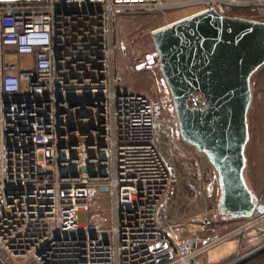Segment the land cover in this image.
Listing matches in <instances>:
<instances>
[{"label":"built area","instance_id":"built-area-1","mask_svg":"<svg viewBox=\"0 0 264 264\" xmlns=\"http://www.w3.org/2000/svg\"><path fill=\"white\" fill-rule=\"evenodd\" d=\"M169 1L0 0V264H162L166 253L163 264H192L238 234L264 233L258 209L207 243L164 219L173 186L157 141L165 101L120 91L115 36L119 18ZM198 3L194 14L226 15L222 6L264 22V0ZM101 196L110 218L94 213Z\"/></svg>","mask_w":264,"mask_h":264},{"label":"water","instance_id":"water-1","mask_svg":"<svg viewBox=\"0 0 264 264\" xmlns=\"http://www.w3.org/2000/svg\"><path fill=\"white\" fill-rule=\"evenodd\" d=\"M152 37L180 135L216 172L218 214L232 221L250 218L256 209L264 213L245 179L251 79L264 66V22L207 10L159 28ZM166 248L163 243L152 251L158 254ZM158 259L163 264L172 255Z\"/></svg>","mask_w":264,"mask_h":264},{"label":"rangeland","instance_id":"rangeland-1","mask_svg":"<svg viewBox=\"0 0 264 264\" xmlns=\"http://www.w3.org/2000/svg\"><path fill=\"white\" fill-rule=\"evenodd\" d=\"M169 5V8L161 12L149 11L118 19L115 66L124 78L125 84L120 90L122 93H141L165 101L164 117L157 130L160 152L173 176V186L167 198L170 200L167 204L172 207L169 210L165 208V221L174 224L187 220L186 224L176 229H183L186 231L185 235H188L189 231L195 232L202 239L208 240L214 238V230L223 221L217 210L219 190L216 172L205 155L198 153L182 139L171 97L160 91L164 88L159 66L141 70L137 67L139 60L143 62L148 54L155 52L152 37L155 30L205 7L203 3H198V0H170ZM220 11L233 17L255 19V16L246 10L221 6ZM8 60L17 63L15 57ZM251 86L253 97L248 115L251 138L246 156L248 159L250 155L253 159L255 153L257 157L259 173L256 183L258 190L264 193V178L261 173L264 166V66L253 75ZM101 197L94 213L110 218L109 201L105 196ZM110 228L111 225L107 229ZM105 236L107 240L111 239L109 234ZM234 239L242 240V249L239 250L242 251L241 254L250 253L243 259L242 264L246 261L248 264H256L264 258V233L251 231L238 234Z\"/></svg>","mask_w":264,"mask_h":264},{"label":"crops","instance_id":"crops-1","mask_svg":"<svg viewBox=\"0 0 264 264\" xmlns=\"http://www.w3.org/2000/svg\"><path fill=\"white\" fill-rule=\"evenodd\" d=\"M251 138V136H250ZM250 142V141H249ZM249 150V146H247L246 151ZM254 157L253 159H251L250 155L248 156V173L246 174L245 172V179L249 185V187L258 195L261 194L262 192H260L257 188V183H256V179H257V174L259 173V169L257 168V157L255 155V153H253ZM264 166H262L261 169V173H262V177L264 178ZM263 194V193H262ZM170 200L165 201L164 204V208H167L168 210L171 209V205L169 206L167 203ZM173 205V204H172ZM242 220H232V221H222V224L219 225L217 227L216 230H214V238L217 237H222L225 236L227 234H229L230 232L234 231L240 224ZM187 223V220L182 221L181 223H174L173 225H176L178 227H182L184 224ZM177 227V228H178ZM176 232L178 234H182L183 235L186 233V231H184L183 229H175ZM184 231V232H182ZM213 239H202L204 243H207ZM246 239V238H245ZM242 240L241 239H229L227 241H224L218 245H216L215 247L211 248L210 250L206 251L203 255H201L200 257H198L192 264H222L223 262H225L226 260L232 258L233 256H236V254H238L237 256H240L242 258L247 257L249 254L245 253V254H241L242 251L239 252L240 249H242ZM246 243V242H245ZM246 244H244L245 246ZM243 246V247H244ZM256 264H264V258H261V260Z\"/></svg>","mask_w":264,"mask_h":264},{"label":"flooded vegetation","instance_id":"flooded-vegetation-1","mask_svg":"<svg viewBox=\"0 0 264 264\" xmlns=\"http://www.w3.org/2000/svg\"><path fill=\"white\" fill-rule=\"evenodd\" d=\"M155 52L153 53V54H148L147 56H146V58H145V60L141 63V64H138L137 65V67L138 66H141V65H144L145 67H143V69H150V68H152V67H154V66H156V65H158V62H157V60H155ZM155 60V63H153L152 65H149L148 64V62L149 61H151V60ZM163 88L164 89H162V90H160L161 92H165V95H169L168 93H167V91H166V89H165V87L163 86Z\"/></svg>","mask_w":264,"mask_h":264},{"label":"trees","instance_id":"trees-1","mask_svg":"<svg viewBox=\"0 0 264 264\" xmlns=\"http://www.w3.org/2000/svg\"><path fill=\"white\" fill-rule=\"evenodd\" d=\"M233 259H234V258L232 257V258L226 260L225 262H223L222 264H226L227 262H230V261H232ZM246 263L248 264V261H246L245 264H246ZM239 264H242V262L239 263Z\"/></svg>","mask_w":264,"mask_h":264},{"label":"bare ground","instance_id":"bare-ground-1","mask_svg":"<svg viewBox=\"0 0 264 264\" xmlns=\"http://www.w3.org/2000/svg\"><path fill=\"white\" fill-rule=\"evenodd\" d=\"M199 1L201 2V1H206V0H199ZM174 6H175V5H174Z\"/></svg>","mask_w":264,"mask_h":264}]
</instances>
